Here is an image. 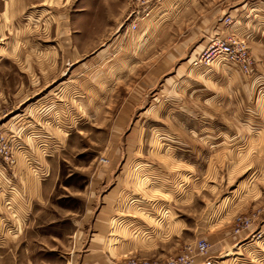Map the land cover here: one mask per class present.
<instances>
[{
    "label": "rangeland",
    "instance_id": "1",
    "mask_svg": "<svg viewBox=\"0 0 264 264\" xmlns=\"http://www.w3.org/2000/svg\"><path fill=\"white\" fill-rule=\"evenodd\" d=\"M128 1L120 21L76 15L82 0H0V133L50 173L25 211L0 194V264H264V0H153L136 18ZM166 37L178 60L151 78ZM217 41L236 42L234 62L206 56ZM15 164L0 159L1 180ZM238 217L252 224L235 234Z\"/></svg>",
    "mask_w": 264,
    "mask_h": 264
},
{
    "label": "crops",
    "instance_id": "2",
    "mask_svg": "<svg viewBox=\"0 0 264 264\" xmlns=\"http://www.w3.org/2000/svg\"><path fill=\"white\" fill-rule=\"evenodd\" d=\"M168 1L169 0H166L165 4L169 3ZM81 3L82 4H80L78 9L76 10L77 11L76 15L80 17H91L92 15H98L102 18L112 17L113 19V16H115L117 20L122 21L130 9V3L128 0H82ZM168 11H169L168 7L165 8V10L164 8H162L161 17L162 18L167 17ZM213 18H214V14H213ZM163 33L164 30L161 35H163ZM150 35H151L150 28H148V26H145L143 30L140 32L139 36L136 35L129 43V45H131L130 49L132 48L134 51L138 50V47L143 46L142 44H139L141 42L140 39L142 38V36H143L142 41H144L145 44V41L147 42ZM164 39L166 41H164L163 38L161 39L160 59L149 67V73L147 76L151 78L153 77L163 78L164 76H168L169 75L168 63L170 57H174V58L177 57L178 60V54L176 55L169 54L170 49L168 45V37ZM172 49H173L172 51H181V46H179L178 43V45L176 44V46L172 47ZM13 146L15 148L13 154L16 164L14 168H12L11 174L7 173L6 178H4L3 180H1L0 178L2 182V186H0V194L14 193L16 196L18 195L19 198H21L20 200L21 201L23 200L19 209L25 211V209L29 208L32 203L35 202L39 203L46 194H50L48 191L50 182H47V178L49 177L50 174L49 167L46 164L47 161L45 160V162L42 165H40L42 166V171L45 170L44 172L45 174L41 175L39 178H36L35 176L31 175L30 172L28 171L27 163L35 164L39 162L38 160L40 158H38L39 156L37 154L39 151L37 152L36 150L33 149L32 151L28 150L27 152L24 145L19 143ZM100 173L102 172H99L98 174ZM109 174H110V170L107 171L105 170L97 178V181H99V183H104V188H102L101 191L98 190L99 194H101L102 196L104 205L108 200L112 202L111 199H113L115 193H117L115 188H111V187L108 188L107 186H105L108 183ZM26 202H28V204ZM110 202L106 204L107 205L106 210H113V206H112L113 202L112 203Z\"/></svg>",
    "mask_w": 264,
    "mask_h": 264
},
{
    "label": "built area",
    "instance_id": "3",
    "mask_svg": "<svg viewBox=\"0 0 264 264\" xmlns=\"http://www.w3.org/2000/svg\"><path fill=\"white\" fill-rule=\"evenodd\" d=\"M153 0H132V3L134 5V11H132L133 18H136L141 12H145L148 7L151 5ZM149 10V9H148ZM230 22V20L225 19L222 24L227 25ZM127 29H131L132 31L136 29V24H134V21L129 24ZM236 45V42L234 41H228V42H213L210 44L209 48L207 49L206 56L209 57H221L224 60L228 62H234V56H235V50L234 47ZM245 52L241 50L239 54V63H241V67L245 70H249V63L246 60V57L244 56ZM0 159L6 164V166L11 167L13 166L16 161L14 158L13 154V144L9 140V138H6L0 133ZM235 229L234 232L235 234H238L244 230H247L250 228L252 224V220L248 217H238L234 223ZM196 248L200 254H204L208 248L209 245L207 242L200 240ZM127 264H192V260L189 256H179L176 258H172L169 260H166L164 262H148V261H143V262H135V261H130Z\"/></svg>",
    "mask_w": 264,
    "mask_h": 264
}]
</instances>
